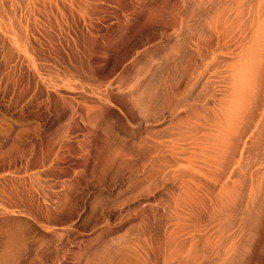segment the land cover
Instances as JSON below:
<instances>
[{"label": "rangeland", "instance_id": "1", "mask_svg": "<svg viewBox=\"0 0 264 264\" xmlns=\"http://www.w3.org/2000/svg\"><path fill=\"white\" fill-rule=\"evenodd\" d=\"M0 264H264V0H0Z\"/></svg>", "mask_w": 264, "mask_h": 264}]
</instances>
